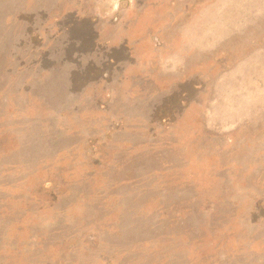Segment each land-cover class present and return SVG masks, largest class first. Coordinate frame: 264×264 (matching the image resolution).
I'll return each mask as SVG.
<instances>
[{
    "label": "rangeland",
    "instance_id": "374dc122",
    "mask_svg": "<svg viewBox=\"0 0 264 264\" xmlns=\"http://www.w3.org/2000/svg\"><path fill=\"white\" fill-rule=\"evenodd\" d=\"M0 264H264V0H0Z\"/></svg>",
    "mask_w": 264,
    "mask_h": 264
},
{
    "label": "crops",
    "instance_id": "0c3cea01",
    "mask_svg": "<svg viewBox=\"0 0 264 264\" xmlns=\"http://www.w3.org/2000/svg\"><path fill=\"white\" fill-rule=\"evenodd\" d=\"M73 15L79 20V18H81V16L79 15V13L77 11L73 12ZM98 25V23H97ZM103 36V35H102ZM101 36H100V33L96 34V39H99ZM108 42V41H107ZM110 43V41H109ZM118 43V41H117ZM111 45H117L116 43L115 44H112V42L110 43Z\"/></svg>",
    "mask_w": 264,
    "mask_h": 264
}]
</instances>
